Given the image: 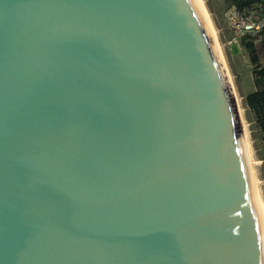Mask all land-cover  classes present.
<instances>
[{"label":"water","instance_id":"1","mask_svg":"<svg viewBox=\"0 0 264 264\" xmlns=\"http://www.w3.org/2000/svg\"><path fill=\"white\" fill-rule=\"evenodd\" d=\"M194 0H0V264H264V213Z\"/></svg>","mask_w":264,"mask_h":264},{"label":"rangeland","instance_id":"2","mask_svg":"<svg viewBox=\"0 0 264 264\" xmlns=\"http://www.w3.org/2000/svg\"><path fill=\"white\" fill-rule=\"evenodd\" d=\"M202 2L215 29L221 53L224 61H226L225 66L230 73L236 92L240 113L244 121L245 135L247 141L249 140L247 143L248 150H245V152L249 154L248 157L251 161L250 164L255 178V190L264 213V142L260 139L255 128L252 112L244 101L245 96L255 89L254 79L258 67L252 63L251 57L242 41L236 45L228 42L231 31L224 18V12L230 5L228 0H202ZM259 61L264 66V58L261 57Z\"/></svg>","mask_w":264,"mask_h":264},{"label":"trees","instance_id":"3","mask_svg":"<svg viewBox=\"0 0 264 264\" xmlns=\"http://www.w3.org/2000/svg\"><path fill=\"white\" fill-rule=\"evenodd\" d=\"M228 2L229 7L236 5L240 9L250 4L248 0H228ZM241 41L248 51L252 63L258 67L254 79L256 88L245 96L244 101L252 112L255 128L260 139L264 142V66L259 63L260 58H264V28L257 33L243 36Z\"/></svg>","mask_w":264,"mask_h":264},{"label":"built area","instance_id":"4","mask_svg":"<svg viewBox=\"0 0 264 264\" xmlns=\"http://www.w3.org/2000/svg\"><path fill=\"white\" fill-rule=\"evenodd\" d=\"M250 4L238 8L228 7L224 18L230 28V44L238 43L243 36L261 31L264 28V0H248Z\"/></svg>","mask_w":264,"mask_h":264},{"label":"bare ground","instance_id":"5","mask_svg":"<svg viewBox=\"0 0 264 264\" xmlns=\"http://www.w3.org/2000/svg\"><path fill=\"white\" fill-rule=\"evenodd\" d=\"M194 2H195L196 6L198 8L199 14L201 15L202 19L204 20L206 28L208 29V33L210 35V38H211V40L213 42V45H214V48H215V51H216L219 67H220L221 72H222V74H223V76H224V78H225L226 82L228 83L229 88L231 90V94H232V97H233L236 113H237V116H238L237 120H238V124H239V128H240V135H241V139H242V142H243L244 151L245 150L247 151L248 150L247 143H248L249 140L247 141V138H246V135H245L244 121H243V118H242L241 113H240V106L238 104L236 92H235V89H234V86H233V82L231 80L230 73H229L227 67L225 66V62L226 61H224L223 55L221 53L220 45L218 43V39L216 38L215 29L213 28V26L211 24L208 12H207L202 0H194ZM247 153L245 152L246 161H247V164H248V167H249V170H250V174H251V178H252V182H253V185H254V188H255V178H254L253 170H252L251 164H250L251 161H250V159L248 157L249 154H247ZM257 197H258V194H257ZM258 200H259V197H258ZM259 203H260V200H259ZM260 206H261V209L263 211V207H262L261 203H260Z\"/></svg>","mask_w":264,"mask_h":264},{"label":"crops","instance_id":"6","mask_svg":"<svg viewBox=\"0 0 264 264\" xmlns=\"http://www.w3.org/2000/svg\"><path fill=\"white\" fill-rule=\"evenodd\" d=\"M240 41H241V40H240ZM240 41H239V42H240ZM236 44H238V43H235L234 45H236ZM255 88H256V87H255ZM254 90H255V89H254ZM254 90H253V91H254Z\"/></svg>","mask_w":264,"mask_h":264}]
</instances>
